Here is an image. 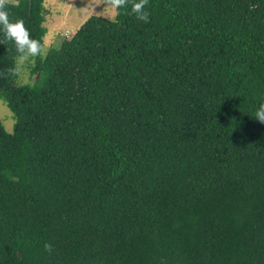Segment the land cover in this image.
Returning <instances> with one entry per match:
<instances>
[{
	"label": "trees",
	"instance_id": "obj_1",
	"mask_svg": "<svg viewBox=\"0 0 264 264\" xmlns=\"http://www.w3.org/2000/svg\"><path fill=\"white\" fill-rule=\"evenodd\" d=\"M107 1L0 0V264H264V0Z\"/></svg>",
	"mask_w": 264,
	"mask_h": 264
},
{
	"label": "rangeland",
	"instance_id": "obj_2",
	"mask_svg": "<svg viewBox=\"0 0 264 264\" xmlns=\"http://www.w3.org/2000/svg\"><path fill=\"white\" fill-rule=\"evenodd\" d=\"M41 5L44 17L42 45L39 50L30 47L16 58L17 83L31 82L35 77L31 70L35 55L37 53L44 55L50 47L59 46L62 40L70 37L89 15L98 14L110 19L115 16V5L107 0H42ZM0 118L4 127L8 131H12L13 112L7 107L3 98H0Z\"/></svg>",
	"mask_w": 264,
	"mask_h": 264
}]
</instances>
